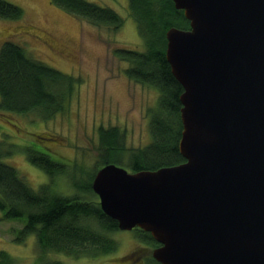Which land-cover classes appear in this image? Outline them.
Returning <instances> with one entry per match:
<instances>
[{
  "label": "water",
  "instance_id": "obj_1",
  "mask_svg": "<svg viewBox=\"0 0 264 264\" xmlns=\"http://www.w3.org/2000/svg\"><path fill=\"white\" fill-rule=\"evenodd\" d=\"M173 3L189 21L165 34L185 160L106 163L91 187L118 229L150 233L160 264H264V0Z\"/></svg>",
  "mask_w": 264,
  "mask_h": 264
},
{
  "label": "trees",
  "instance_id": "obj_2",
  "mask_svg": "<svg viewBox=\"0 0 264 264\" xmlns=\"http://www.w3.org/2000/svg\"><path fill=\"white\" fill-rule=\"evenodd\" d=\"M75 16L97 26L118 29L123 18L114 9L87 0H51ZM142 50L117 48L114 53L128 63V78L157 88L159 97L149 120V141L128 148L116 126L99 127V162L86 170L72 165L68 176L71 191L57 192L51 178L65 172V165L48 154L27 149V159L49 174V182L33 189L11 165L0 159V211L3 219H23L16 228L15 240L24 242L34 235L41 255L49 251L79 257L113 252L117 242L109 235L117 230V221L104 213L91 187L94 172L106 163H115L129 171L154 170L175 165L185 159L178 149L182 124L179 95L182 85L174 77L166 60V31L172 26L189 28L183 10L173 0H128ZM23 10L7 0H0V18L19 19ZM80 79L30 57L24 47L5 41L0 46V109L18 113H36L50 119L67 109ZM41 137V136H40ZM11 150L0 144V157ZM139 237L158 243L149 232L135 228ZM39 264H64L60 260ZM14 257L0 250V264H12ZM152 264H160L151 258Z\"/></svg>",
  "mask_w": 264,
  "mask_h": 264
},
{
  "label": "rangeland",
  "instance_id": "obj_3",
  "mask_svg": "<svg viewBox=\"0 0 264 264\" xmlns=\"http://www.w3.org/2000/svg\"><path fill=\"white\" fill-rule=\"evenodd\" d=\"M7 1L21 7L23 14L19 19L0 18V46L5 41L14 42L24 47L30 57L78 77L80 83L67 109L50 119H41L33 112L0 109V144L11 150L0 159L37 189L50 177L31 163L25 153L32 148L48 154L66 167L65 172L51 178L52 188L67 193L71 191L68 173H72V165L90 170L99 162V127L116 126L128 148L149 141L150 114L159 92L128 78L124 72L128 63L114 53L117 48L143 49L128 0H87L119 13L123 23L118 29L91 24L51 0ZM1 217L2 211L0 250L14 257L12 264H39L38 258L64 264H131L135 251L152 255V245L143 241L135 228L109 233L117 242L113 252L75 257L49 251L41 255L34 235L27 236L24 242L15 240L14 230L24 224V218Z\"/></svg>",
  "mask_w": 264,
  "mask_h": 264
},
{
  "label": "flooded vegetation",
  "instance_id": "obj_4",
  "mask_svg": "<svg viewBox=\"0 0 264 264\" xmlns=\"http://www.w3.org/2000/svg\"><path fill=\"white\" fill-rule=\"evenodd\" d=\"M156 246H158V245L152 246V249ZM135 252L137 253V251H135ZM136 253H133L134 257H132V259L130 261L131 264H150V263H152L151 262L152 256H149V254L143 255L144 251L137 253V255H136ZM128 255H126V258H130Z\"/></svg>",
  "mask_w": 264,
  "mask_h": 264
},
{
  "label": "bare ground",
  "instance_id": "obj_5",
  "mask_svg": "<svg viewBox=\"0 0 264 264\" xmlns=\"http://www.w3.org/2000/svg\"><path fill=\"white\" fill-rule=\"evenodd\" d=\"M159 245V244H158Z\"/></svg>",
  "mask_w": 264,
  "mask_h": 264
}]
</instances>
